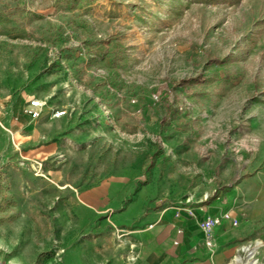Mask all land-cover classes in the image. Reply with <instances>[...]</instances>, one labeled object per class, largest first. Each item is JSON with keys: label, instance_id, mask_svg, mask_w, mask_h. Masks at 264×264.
<instances>
[{"label": "rangeland", "instance_id": "1", "mask_svg": "<svg viewBox=\"0 0 264 264\" xmlns=\"http://www.w3.org/2000/svg\"><path fill=\"white\" fill-rule=\"evenodd\" d=\"M261 200L264 0H0V264H146L131 230L184 204L262 264Z\"/></svg>", "mask_w": 264, "mask_h": 264}, {"label": "crops", "instance_id": "2", "mask_svg": "<svg viewBox=\"0 0 264 264\" xmlns=\"http://www.w3.org/2000/svg\"><path fill=\"white\" fill-rule=\"evenodd\" d=\"M106 194L107 210H112L111 205L116 206L119 202L115 186L109 184ZM232 199L233 197L230 198V201ZM249 200L251 203V200L256 199L246 195L243 201L248 203ZM103 203L104 200L100 202V204ZM262 203L264 200H261L260 204L262 205ZM140 207L141 200L137 199L125 210L120 211L122 214H118L117 218L120 219L123 213L127 214V212L136 209L126 218V220H131ZM218 207V203L214 205V208ZM258 209L260 208L255 207V210ZM113 215L115 213L111 215V218ZM205 215L202 207H190L188 204L167 205L160 210L149 212L144 218L143 224L131 230L135 243L144 252L146 264H224L231 255L233 256V245L230 240L241 229L230 228L227 221H223L214 229L212 247L207 248L203 244V233L198 227V220ZM149 222L150 226L145 228Z\"/></svg>", "mask_w": 264, "mask_h": 264}, {"label": "built area", "instance_id": "3", "mask_svg": "<svg viewBox=\"0 0 264 264\" xmlns=\"http://www.w3.org/2000/svg\"><path fill=\"white\" fill-rule=\"evenodd\" d=\"M42 108V104L37 99H32L28 103L27 112L31 117H38ZM63 111L55 112L54 116L59 117L63 114ZM230 216L228 213H224L221 216L205 215L198 220V227L203 233V244L205 247L210 248L213 245L214 229L219 226L223 221H228ZM181 232V230H179ZM177 243V241H175Z\"/></svg>", "mask_w": 264, "mask_h": 264}, {"label": "bare ground", "instance_id": "4", "mask_svg": "<svg viewBox=\"0 0 264 264\" xmlns=\"http://www.w3.org/2000/svg\"><path fill=\"white\" fill-rule=\"evenodd\" d=\"M263 242L260 240H255L251 245H246L242 248V250L246 253V256L249 260V264H255L259 261L258 259V251L262 247ZM233 262L230 264H233L234 262H239V256H234L233 257ZM264 264V261L262 262Z\"/></svg>", "mask_w": 264, "mask_h": 264}, {"label": "trees", "instance_id": "5", "mask_svg": "<svg viewBox=\"0 0 264 264\" xmlns=\"http://www.w3.org/2000/svg\"><path fill=\"white\" fill-rule=\"evenodd\" d=\"M217 196L218 195L213 196L210 201L214 200ZM210 201L208 203H210Z\"/></svg>", "mask_w": 264, "mask_h": 264}]
</instances>
